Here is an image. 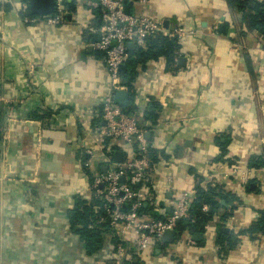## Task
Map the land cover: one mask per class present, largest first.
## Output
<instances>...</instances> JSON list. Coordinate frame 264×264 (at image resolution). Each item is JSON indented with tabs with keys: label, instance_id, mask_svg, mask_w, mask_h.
<instances>
[{
	"label": "crops",
	"instance_id": "obj_1",
	"mask_svg": "<svg viewBox=\"0 0 264 264\" xmlns=\"http://www.w3.org/2000/svg\"><path fill=\"white\" fill-rule=\"evenodd\" d=\"M130 9L184 32L176 68L149 61L130 91L120 89L158 154L149 176L152 215L165 217L183 195L193 196L194 173L202 188L227 196L203 231L132 264H264V234L238 236L231 250L215 244L219 225L237 234L264 214V164L249 165L264 161V37L246 32L230 0H147ZM25 10L21 0H0V264H112L113 235L87 256L66 215L75 197L90 198L91 177L107 170L103 155L116 164L130 158L120 141L97 143L111 90L103 55L88 45L98 35L85 30L81 4L59 26L25 24ZM93 14L97 24L99 10ZM151 101L160 105L155 122L144 116ZM87 152L95 155L89 169Z\"/></svg>",
	"mask_w": 264,
	"mask_h": 264
},
{
	"label": "built area",
	"instance_id": "obj_2",
	"mask_svg": "<svg viewBox=\"0 0 264 264\" xmlns=\"http://www.w3.org/2000/svg\"><path fill=\"white\" fill-rule=\"evenodd\" d=\"M81 4L86 12L88 21L85 30L88 34L99 35L98 41H89V46L103 54L106 66L110 93L104 97L101 105V118L104 125L99 127L97 143L104 147L107 140H117L130 148V158L122 164L114 163L103 155L107 170L91 177L88 187L90 198H99L104 202L110 226L123 241H131L132 247L118 246L110 257L112 264L131 262L133 255L149 253L157 246H162V236L167 231H173L176 237L178 221L188 218L190 203L194 197L183 195L171 212L165 217H149L139 214L142 204L150 203L154 206L153 194L147 183L151 164L148 158V143L144 130L139 125V117L124 112L114 103V92L121 89L120 67L129 59L128 45L143 48L146 39L158 35L168 38H177L184 34L181 28L166 29L163 20L149 13L134 14L130 8L135 5H144L147 0H73ZM261 3L264 0H251ZM67 0H54L55 10L52 16L42 18L23 17L25 24L42 22L46 26H59L65 23L69 14L66 6ZM125 2L128 6H125ZM99 10V22L95 24L93 11ZM3 101L0 92V105ZM88 153L87 161L83 162L85 169L90 168L91 160L95 155ZM93 154V155H92ZM102 157V154H101ZM127 182H121V179ZM171 181V180H170ZM134 186H139L138 189ZM127 206L126 211L123 208ZM156 209V206H154ZM206 206L203 211H207ZM157 210H155L156 212ZM103 221V218L99 220ZM127 235L129 238H127ZM175 239V238H174ZM188 245H193L191 238L186 239Z\"/></svg>",
	"mask_w": 264,
	"mask_h": 264
},
{
	"label": "trees",
	"instance_id": "obj_3",
	"mask_svg": "<svg viewBox=\"0 0 264 264\" xmlns=\"http://www.w3.org/2000/svg\"><path fill=\"white\" fill-rule=\"evenodd\" d=\"M21 1L25 3L26 6L23 16L35 18L29 12V0ZM73 3V0H67L66 6L68 10L72 9ZM230 3L233 5L235 12L240 13L242 26L245 28L246 32L264 37V2L254 3L251 0H230ZM178 49V39L168 38L162 35L146 39L143 48L134 47L130 49L128 51L129 59L125 63L124 69L120 71L121 87H125L130 91L132 83L137 75L138 68L149 61L163 59L168 69L176 68L179 60L177 58ZM121 109L130 114L133 110L132 99L129 100L125 106L121 107ZM159 110L160 105L155 101H151L148 104L144 116L147 120L155 122ZM2 128V115L0 112V140L2 138ZM147 153L152 168L153 164L157 162L158 154L150 148H148ZM263 164L264 161L256 157L251 158L249 163L251 168H259ZM151 168L149 174L151 173ZM194 177L196 179V184L193 188L194 197L190 203L188 218L182 219L177 223L176 238H180L184 233L193 235L194 233L203 231L205 225L213 219L215 212L218 210L219 200L227 199V196L224 195L223 191L217 186L202 188L200 186L202 182L201 177L196 173H194ZM124 182H127V178L124 179ZM149 183L150 178L147 187H150ZM134 188L138 189L139 186H134ZM103 206L104 202L99 198L92 197L91 200L87 201L81 197H75L72 207L68 209L66 214L69 229L79 237L87 256L95 257L102 251L105 245L106 235H113L111 244L114 252L117 250L118 246L126 245L120 242V238L117 236L116 231L110 226L106 209ZM204 206L208 208L207 211H203ZM209 208L212 209L211 212H209ZM127 209V206L123 208L124 211ZM139 214L155 217L152 215L151 204L148 202L141 205ZM101 218H103V221L100 222L99 220ZM257 233L264 234V214H261L260 218L248 229L240 231L237 234L228 232L224 226L219 225L216 229L215 244L220 250H231L237 244L238 236H253ZM135 257L137 256L133 255V259ZM132 263L133 260H131V262H124V264Z\"/></svg>",
	"mask_w": 264,
	"mask_h": 264
},
{
	"label": "water",
	"instance_id": "obj_4",
	"mask_svg": "<svg viewBox=\"0 0 264 264\" xmlns=\"http://www.w3.org/2000/svg\"><path fill=\"white\" fill-rule=\"evenodd\" d=\"M124 4H125V6H128L127 2H125ZM28 7H29L30 14L32 16L38 17V18H42L45 16H52L54 14V10H55L54 0H29L28 1ZM164 27L166 28L165 23H164ZM97 39L99 40V35H98ZM127 47L129 50L134 48V46L132 44H129ZM123 69H124V66H121L120 71H122ZM127 100H128V93L125 90L122 89V90H117L115 92V95L113 98V101L115 104H117L118 106L121 107V106L126 105ZM114 157H115V161L117 163L121 162V160H120L121 155L119 153H115ZM105 171H106V169L104 170V172ZM123 181H124V179L122 178L121 182H123ZM219 204H220V206L227 207V205L223 201H220ZM211 211H212V209L209 208V212H211ZM197 236H199V235H197ZM174 238H175L174 232L173 231H167L163 234L161 240L165 244L166 243L171 244L174 241Z\"/></svg>",
	"mask_w": 264,
	"mask_h": 264
}]
</instances>
